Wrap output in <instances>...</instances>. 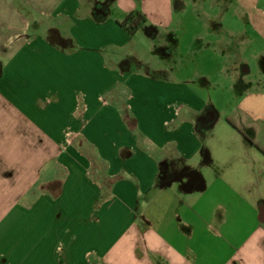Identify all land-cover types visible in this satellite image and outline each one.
<instances>
[{
    "label": "crops",
    "instance_id": "obj_1",
    "mask_svg": "<svg viewBox=\"0 0 264 264\" xmlns=\"http://www.w3.org/2000/svg\"><path fill=\"white\" fill-rule=\"evenodd\" d=\"M191 3L253 53L234 100L264 93V0H0V264H264V114L235 102L223 140L203 96L109 63Z\"/></svg>",
    "mask_w": 264,
    "mask_h": 264
},
{
    "label": "rangeland",
    "instance_id": "obj_2",
    "mask_svg": "<svg viewBox=\"0 0 264 264\" xmlns=\"http://www.w3.org/2000/svg\"><path fill=\"white\" fill-rule=\"evenodd\" d=\"M222 11L224 10L221 7L212 6L210 3L206 9L199 6L194 9L191 3L186 14H176L172 27L166 30L163 38L158 37L155 44L138 34L121 50H111L109 63L113 66L114 62L119 65L125 63L126 69L150 75L159 82L185 84L216 108L218 119L208 122L214 124L215 136L229 140L240 137L227 126V119L231 117L236 94L243 92L245 85L242 81L246 76L242 72L237 73L235 69L236 55L247 59L253 53L247 50V45L244 49L241 45L239 49H222L217 39H232L227 29L229 19L219 18L220 14L225 13ZM215 23L225 25L218 31L213 29L212 24ZM244 25L246 24L241 21L238 28H243ZM141 40L146 44L140 45L137 52L138 42ZM145 48H150L151 52H146ZM130 51L134 54L129 55ZM114 56L117 57L113 59Z\"/></svg>",
    "mask_w": 264,
    "mask_h": 264
},
{
    "label": "clouds",
    "instance_id": "obj_3",
    "mask_svg": "<svg viewBox=\"0 0 264 264\" xmlns=\"http://www.w3.org/2000/svg\"><path fill=\"white\" fill-rule=\"evenodd\" d=\"M117 19H121L120 16H117ZM146 44L145 41L141 40L138 42V47L136 49L137 52L140 50V45ZM145 51L150 53L151 49L150 48H145ZM129 55L134 54L133 52H129ZM115 59V57H113ZM150 64V61H147ZM236 104L246 110L254 111L256 113L264 114V93H260L258 95L252 96V97H245L242 100H238ZM199 153H195L193 155V159L191 162L187 161V164L191 165L193 168L199 166Z\"/></svg>",
    "mask_w": 264,
    "mask_h": 264
},
{
    "label": "trees",
    "instance_id": "obj_4",
    "mask_svg": "<svg viewBox=\"0 0 264 264\" xmlns=\"http://www.w3.org/2000/svg\"><path fill=\"white\" fill-rule=\"evenodd\" d=\"M146 16L139 10L131 11L120 25L131 35H134L145 23ZM3 75V64L0 61V77Z\"/></svg>",
    "mask_w": 264,
    "mask_h": 264
}]
</instances>
